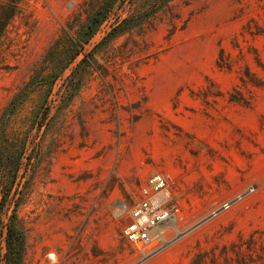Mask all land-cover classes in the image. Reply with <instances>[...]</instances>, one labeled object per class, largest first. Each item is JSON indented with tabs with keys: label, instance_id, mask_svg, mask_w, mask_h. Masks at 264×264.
<instances>
[{
	"label": "rangeland",
	"instance_id": "374dc122",
	"mask_svg": "<svg viewBox=\"0 0 264 264\" xmlns=\"http://www.w3.org/2000/svg\"><path fill=\"white\" fill-rule=\"evenodd\" d=\"M0 19V264H264V0H0ZM156 174L178 219L135 245L129 193Z\"/></svg>",
	"mask_w": 264,
	"mask_h": 264
},
{
	"label": "built area",
	"instance_id": "2783aa9c",
	"mask_svg": "<svg viewBox=\"0 0 264 264\" xmlns=\"http://www.w3.org/2000/svg\"><path fill=\"white\" fill-rule=\"evenodd\" d=\"M171 177L156 174L146 180L137 193L130 192L132 204L129 222L124 225L123 233L135 245L150 246L163 238V233L176 224L177 216L171 204ZM255 189L247 188L233 199L223 202L211 212L217 217L229 211L235 204L244 201ZM212 219V218H209Z\"/></svg>",
	"mask_w": 264,
	"mask_h": 264
},
{
	"label": "trees",
	"instance_id": "16d2710c",
	"mask_svg": "<svg viewBox=\"0 0 264 264\" xmlns=\"http://www.w3.org/2000/svg\"><path fill=\"white\" fill-rule=\"evenodd\" d=\"M7 24H8L7 21H4V20L0 19V37L3 35ZM11 229L15 231L14 226Z\"/></svg>",
	"mask_w": 264,
	"mask_h": 264
}]
</instances>
